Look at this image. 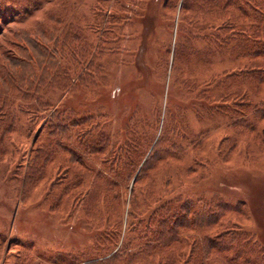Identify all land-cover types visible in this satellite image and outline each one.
Returning a JSON list of instances; mask_svg holds the SVG:
<instances>
[{"label":"rangeland","instance_id":"374dc122","mask_svg":"<svg viewBox=\"0 0 264 264\" xmlns=\"http://www.w3.org/2000/svg\"><path fill=\"white\" fill-rule=\"evenodd\" d=\"M263 1H250L260 12L261 25L242 19L233 26L225 22L195 29L199 11L191 0H0V84L3 74H18L17 62L37 58L32 49L37 46L36 27L50 28L48 38L66 45L61 54L64 61L78 55V63L100 66L96 77L91 74L96 80L93 86L78 80L72 92L55 93L59 102L76 111L68 121L77 125L71 127L75 140L83 143L95 133L91 121L85 122L89 112L100 109L107 115L110 140L119 146L135 111L150 117L158 110L156 136L168 124L186 131L183 156L165 166L183 175L179 191L190 196L217 195L241 209L239 226L264 249V80L249 84L245 80L230 87L225 93L235 112L214 118H202L195 108L191 111L182 88L171 83L182 75L205 84L227 75L242 76L251 62H259L262 71L255 72L264 75V56H256L254 46L264 48ZM73 26L83 31L79 42L66 33ZM239 29L245 30L244 52L226 46L222 51L214 39L203 40L205 34H234ZM190 32L194 37L187 52L184 41ZM82 37L84 55L79 51ZM204 46L209 51L199 53ZM100 48L111 53L100 56ZM34 67L38 73L36 63ZM83 72L79 64L78 76ZM12 95L5 104L0 94V264H83L102 231L90 215L96 211L93 200L87 213L79 196L86 191L88 179L81 184L80 172L65 153L43 157L42 141L53 108L34 104L27 110L19 95ZM165 141L182 144L179 134L169 133ZM90 150L101 148L91 145ZM104 154L94 153L90 159H104ZM187 167L193 171L188 179L184 177ZM131 181L126 190L122 184L126 201ZM122 211L123 231L127 204Z\"/></svg>","mask_w":264,"mask_h":264},{"label":"trees","instance_id":"16d2710c","mask_svg":"<svg viewBox=\"0 0 264 264\" xmlns=\"http://www.w3.org/2000/svg\"><path fill=\"white\" fill-rule=\"evenodd\" d=\"M191 1L193 8L199 11L195 16V29H198V25L204 29L214 23L221 26L225 22L233 26L244 22L242 19L261 25L260 12H255L251 0ZM110 23L113 26L117 24L116 20ZM45 28V25H38L35 30L37 46L32 49L37 58L17 62L14 67L20 69L19 75L3 74L0 94L3 95V103L8 102L12 94L19 95L27 110L33 108L34 104H38V108L41 105L53 108L48 115L46 137L42 141L43 157L52 159L57 153H65L73 162V167L80 172L81 184H85L88 179L86 191L84 194L79 193V196L81 195L80 199L83 198L81 202L85 212L92 208L93 200L96 211L90 215L96 222L97 229L101 228L102 231L96 234L92 251L85 253L83 264H264V249L250 232L239 226L241 209L231 207L229 202L217 195L190 196L179 191L178 186H181L183 175L173 173L165 166L168 161L183 156L186 131L182 127L178 130L172 129L168 124L156 136L158 110H153L150 117L138 116L135 111L127 120L125 141L119 146L114 140H110L107 115L100 109L89 112L85 115L89 118L85 122L91 121L89 124L95 129V133L84 140L85 144L75 140L76 136L72 134L74 132L71 127L77 125H69L68 121L76 115V111L62 104V101L59 102L55 93L72 92L78 80L85 82L86 87L93 86L96 80L92 76L96 77L100 66H92L91 62L78 63V55L74 49L73 53L77 56L64 61L61 54L64 53L66 45L64 42L58 45V40L49 39L46 34L49 35L50 28ZM237 31L234 34L231 31L223 35L205 34L206 38L203 36V40L214 39L218 47H222V51L226 46L227 50L236 47L237 51L239 48L240 52H244L247 44L243 36L245 30ZM260 31L264 33V28H260ZM82 32L78 26L66 30L67 35L75 42H79ZM192 37L194 35L190 32L184 41L187 52L192 50ZM82 40L83 47L81 42L79 51L84 55L83 37ZM38 42L41 47H38ZM254 46L257 48L256 56H264V48L261 45ZM208 51L204 46L199 53L205 54ZM109 53L111 52L105 48L98 50L100 56ZM238 55L237 52L234 59ZM35 63L38 73L35 72ZM79 64L84 69L80 77ZM248 66H251L250 70L245 67L241 71L244 73L242 76L227 75L222 80H211L208 84L185 75L174 77L171 83L182 88L191 111L195 108L202 118L206 115L214 118L235 112L232 103H229V94L225 93L230 87H237L238 83L244 84L245 80L248 84L250 81L257 83L264 80V75L259 73L262 71L259 62H251ZM56 102L58 106H54ZM169 133L179 134L183 145L175 142L166 145L165 136ZM91 145L100 147L101 150L92 152ZM105 149L108 150L106 155L103 152ZM94 153L104 154L105 158L90 159ZM68 163L67 161L66 164ZM191 175L193 171L187 167L184 177L188 179ZM130 180L129 198L126 201L122 184H125L123 189L126 190V183ZM126 204L127 222L122 231V208Z\"/></svg>","mask_w":264,"mask_h":264}]
</instances>
